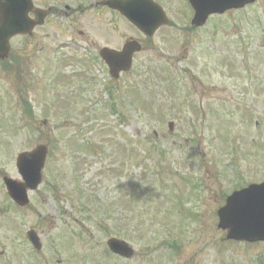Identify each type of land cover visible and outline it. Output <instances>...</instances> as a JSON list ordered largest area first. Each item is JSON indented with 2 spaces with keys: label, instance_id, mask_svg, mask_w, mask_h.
Instances as JSON below:
<instances>
[{
  "label": "rangeland",
  "instance_id": "374dc122",
  "mask_svg": "<svg viewBox=\"0 0 264 264\" xmlns=\"http://www.w3.org/2000/svg\"><path fill=\"white\" fill-rule=\"evenodd\" d=\"M33 1L39 8H59L53 17L64 16L65 5L79 2ZM158 1L172 25L153 38L143 37L119 14L87 12L75 25L54 18L32 39L12 41L7 69L18 70L19 62H25L21 68L27 84L0 63V111L9 112L4 124L0 112V246L6 242L11 251L5 253L7 264L72 263L79 259L74 255L88 251L87 264H169L174 240L181 248L173 251L178 259L171 264H264V243L230 244L226 232L217 229V211L238 188L237 178L264 180V0L212 16L201 29L191 28L193 10L185 0ZM130 37L143 41L145 50L121 82H110L104 65L95 62V51L106 45L121 49ZM75 40L86 43L87 50L73 45ZM104 84L112 85V95ZM193 85L194 91L188 89ZM184 95L199 105L187 108L188 114L179 106ZM23 98L30 104L27 115ZM112 98L119 106L116 115L96 114ZM45 99L48 105L55 102L46 106ZM206 110L211 117L202 115ZM170 122L175 125L171 135ZM107 123L110 128H103ZM68 135L71 157L64 146ZM72 139L82 140L86 156H74ZM47 143L43 183L29 193V205L22 210L7 196L3 179L22 180L18 155ZM232 149H239V155L234 157ZM220 169L230 176L218 177ZM183 173L199 177L201 184L207 180L198 210L194 202L199 199L179 177ZM161 177L166 191L155 197L151 187ZM178 198L189 211H173ZM32 229L43 242L39 253L24 238ZM119 234L136 250L133 261L108 252L107 239Z\"/></svg>",
  "mask_w": 264,
  "mask_h": 264
},
{
  "label": "water",
  "instance_id": "95a60500",
  "mask_svg": "<svg viewBox=\"0 0 264 264\" xmlns=\"http://www.w3.org/2000/svg\"><path fill=\"white\" fill-rule=\"evenodd\" d=\"M255 0H190L195 9L193 24L197 27L205 24L211 14H222L232 8H243ZM104 5L119 11L131 21L146 36H153L161 26L169 25L164 10L152 0H106ZM51 9H35L32 0H0V60L8 56L10 40L14 36L33 34L37 26H42ZM30 14L35 18H31ZM142 46L139 42L129 41L122 52L110 49L101 51V55L110 66L111 75L119 77L120 71H129L132 58L139 53ZM45 146H39L33 152H26L18 158L19 172L24 183L6 178V186L15 201L26 205L29 200L28 189L36 190L42 181L41 171L47 157ZM219 228L228 229L229 239L239 241H264V183L252 185L249 189L234 193L228 200L227 206L219 212ZM32 241L40 248L35 234H31ZM111 250L125 257L133 256L129 245L119 241L108 242Z\"/></svg>",
  "mask_w": 264,
  "mask_h": 264
},
{
  "label": "flooded vegetation",
  "instance_id": "af4514ba",
  "mask_svg": "<svg viewBox=\"0 0 264 264\" xmlns=\"http://www.w3.org/2000/svg\"><path fill=\"white\" fill-rule=\"evenodd\" d=\"M90 6L91 7L95 6V7H98V8L103 9L104 11L105 10L106 11H109V9L107 7H105V9H104V7H99L98 6V3H94V4L92 3ZM52 8H54L53 9L54 14H57V13H60L61 12L60 9L57 8V7H52ZM78 12L81 13V12H84V11H82L80 9V7H78L77 9H69L68 12H63V14L65 16H62V17H52L50 20H52V19L55 18V19H59V20L63 21V19H66V21H68L70 24H72V25L74 24L75 25L76 23H75L74 20H79L80 17H83L84 15H87V14H84V15H75V14H79ZM105 13L110 14L112 16H115V14L117 12L115 11V12H105ZM105 13H103V14H105Z\"/></svg>",
  "mask_w": 264,
  "mask_h": 264
}]
</instances>
